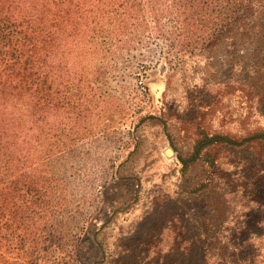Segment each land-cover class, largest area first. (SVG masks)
I'll use <instances>...</instances> for the list:
<instances>
[{"label":"rangeland","instance_id":"374dc122","mask_svg":"<svg viewBox=\"0 0 264 264\" xmlns=\"http://www.w3.org/2000/svg\"><path fill=\"white\" fill-rule=\"evenodd\" d=\"M248 2L0 0L18 26L0 42V112L72 143L27 175L38 189L17 233L26 243L0 241V254L264 264V207L253 199L264 204V141H249L264 129V8Z\"/></svg>","mask_w":264,"mask_h":264},{"label":"trees","instance_id":"16d2710c","mask_svg":"<svg viewBox=\"0 0 264 264\" xmlns=\"http://www.w3.org/2000/svg\"><path fill=\"white\" fill-rule=\"evenodd\" d=\"M255 1L254 4L248 2L246 9L252 10L257 15L260 10H263L264 4L259 3L258 0ZM0 17H4L0 18V42L7 45L10 42L7 38L8 35H17L18 26L12 22V13L3 16V12L0 10ZM237 21L240 24V21ZM70 22L71 20H68L69 24H71ZM63 23L65 22L61 20V25H59L61 29ZM2 35H4L3 38L1 37ZM12 51L16 50L13 49ZM3 54L5 52L0 51V56ZM14 112H11L10 109L7 112H0V216L1 218L7 219V224L4 227L5 232L0 233V241L5 244H10L19 238V244L25 245L26 239L23 237L24 235L19 236L17 233L20 232V228H28L27 223L31 220L32 214H35L32 213L31 205L37 202L35 196L37 194L36 190L38 189L37 182L28 184L26 179L27 175L31 174V171H37L36 164L38 165V163L48 160L57 153L68 150L70 148L69 145H72V143L70 141L62 142L60 139L61 134L60 132L57 133V129L50 131L37 129V131H32L24 127L19 128L17 125L26 123V114L19 115ZM51 113L55 120L58 112ZM67 114H71V112ZM69 117L72 119V114ZM36 121L43 122V119L39 116V119L37 118ZM44 131L45 136H43ZM249 141L253 143L263 142L264 129H255ZM62 143L66 145H62ZM29 192H33V194L30 196L28 195ZM253 199L255 203L264 207L263 202L257 194H255ZM11 229L15 232H12ZM36 230L39 232V229ZM232 234L234 235L231 243L235 250H237L242 244L240 240L248 234L247 227H241L239 231L236 233L232 232ZM233 258L235 257H230L229 259ZM10 260L7 253L0 254V264L22 263L17 262L18 260L10 263ZM221 260L223 261V259ZM235 262L245 263L246 260L237 259ZM235 262L231 261V263Z\"/></svg>","mask_w":264,"mask_h":264}]
</instances>
